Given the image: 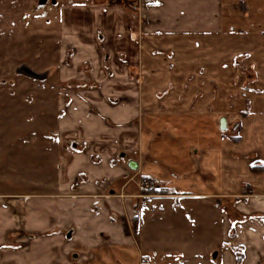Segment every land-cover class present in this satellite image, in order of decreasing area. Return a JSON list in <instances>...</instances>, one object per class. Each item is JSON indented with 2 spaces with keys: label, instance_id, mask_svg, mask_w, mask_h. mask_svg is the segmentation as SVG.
Masks as SVG:
<instances>
[{
  "label": "rangeland",
  "instance_id": "374dc122",
  "mask_svg": "<svg viewBox=\"0 0 264 264\" xmlns=\"http://www.w3.org/2000/svg\"><path fill=\"white\" fill-rule=\"evenodd\" d=\"M143 1L148 3L145 7L140 5ZM224 4L225 0L223 5L222 0H0V193L58 194V137L61 131H78V123L64 121L80 110V101L90 103V90H98L91 86L98 85L100 77L90 76L83 55L90 47V28L71 27L76 17L71 6H109L111 24L120 8L131 20L126 54L118 42L95 37L103 43L102 54L120 53L125 74L104 76L103 81L126 84L125 90L112 91L108 98L128 104L138 132H150V116L156 113L202 112L224 118L228 128L223 135L236 137V123L251 105L264 103V32L250 31L241 21L224 30ZM237 8L241 12L245 4ZM82 128L80 137L89 145L75 141L74 148L90 152V133H84L90 126ZM126 151L125 160H147L145 150L141 156L129 147ZM116 158L111 165L118 161L125 166ZM130 175L124 194L138 202L145 217L142 228L130 221L142 254L140 264H226V250L232 264H240L241 252L231 251L232 231H220L221 211L227 212L231 203L213 201L193 211L177 200H165L148 203L144 212L142 195L165 190L155 189L156 181L141 180V174ZM148 185L150 192L141 193L139 189ZM120 186L113 184L111 189L116 192Z\"/></svg>",
  "mask_w": 264,
  "mask_h": 264
},
{
  "label": "crops",
  "instance_id": "0c3cea01",
  "mask_svg": "<svg viewBox=\"0 0 264 264\" xmlns=\"http://www.w3.org/2000/svg\"><path fill=\"white\" fill-rule=\"evenodd\" d=\"M240 2L245 4L241 12ZM224 5L220 10L224 30L240 26L241 21L250 31L264 32V0H225ZM71 7L76 14L71 27L90 28V47L83 55L90 64V76L100 77V83L91 86L98 90H90V103L80 101V110L64 121L78 123V131H61L58 137V194L0 193V264H140L142 254L130 221L142 228L145 217L138 202L124 194L130 173L141 174L146 182L156 181L154 188L166 191L142 195L144 212L148 203L159 205L165 200H177L193 211L213 201L231 203L227 212L221 211V234L232 231L231 251L241 252L240 264H264V173L250 170L254 163L264 165V103L251 105L236 123V137L223 135L228 128L224 118L217 120L202 112L153 114L148 121L150 132L142 134L132 123L128 104L108 98L112 91L125 90L126 84L103 81L104 76L125 74L120 53L102 54L103 43L95 37L118 42L119 49L123 47L120 52L126 54L131 20L120 8L111 24L109 6ZM82 125L90 126V132H84L90 133V152L74 148L75 141L89 145L87 138L80 137ZM127 147L139 156L145 150L147 160H125ZM116 157L125 166L118 161L111 165ZM79 176L84 180L79 181ZM117 183L120 190L114 192L111 187ZM148 186L140 192L149 193ZM226 253L225 263L232 264Z\"/></svg>",
  "mask_w": 264,
  "mask_h": 264
},
{
  "label": "trees",
  "instance_id": "16d2710c",
  "mask_svg": "<svg viewBox=\"0 0 264 264\" xmlns=\"http://www.w3.org/2000/svg\"><path fill=\"white\" fill-rule=\"evenodd\" d=\"M253 173H264V165L254 164L250 167Z\"/></svg>",
  "mask_w": 264,
  "mask_h": 264
},
{
  "label": "built area",
  "instance_id": "2783aa9c",
  "mask_svg": "<svg viewBox=\"0 0 264 264\" xmlns=\"http://www.w3.org/2000/svg\"><path fill=\"white\" fill-rule=\"evenodd\" d=\"M147 4H148V3H146L145 1H143L140 5H141L142 7H145ZM150 185H151V186H154V185H152V184H150ZM148 189H151V187L148 186Z\"/></svg>",
  "mask_w": 264,
  "mask_h": 264
},
{
  "label": "water",
  "instance_id": "95a60500",
  "mask_svg": "<svg viewBox=\"0 0 264 264\" xmlns=\"http://www.w3.org/2000/svg\"><path fill=\"white\" fill-rule=\"evenodd\" d=\"M131 166V165H130Z\"/></svg>",
  "mask_w": 264,
  "mask_h": 264
}]
</instances>
